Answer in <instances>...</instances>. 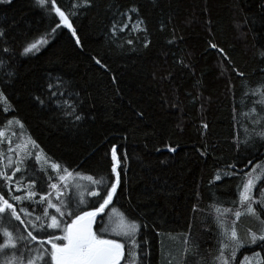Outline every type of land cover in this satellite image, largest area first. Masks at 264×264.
<instances>
[{
	"label": "trees",
	"instance_id": "obj_1",
	"mask_svg": "<svg viewBox=\"0 0 264 264\" xmlns=\"http://www.w3.org/2000/svg\"><path fill=\"white\" fill-rule=\"evenodd\" d=\"M56 3L76 36L63 25L53 33L59 17L35 0L0 4V91L7 100L0 104V129L11 132L10 146L22 161L12 181L0 178V194L26 222L34 220L46 203L33 201L51 191L50 183H62L64 168L73 172L69 184L77 172L114 180L109 152L115 144L127 156L126 167L118 169L117 195L94 231L104 228L115 208L140 226L137 247L125 242V264H219L225 230L220 221L235 227L241 239L264 227V210L253 205L259 219L243 214L238 192L244 173L264 167V141L255 135L262 126L253 123L264 109L257 104V113H250L260 99L251 90L264 85V0H90V6L75 8L80 0ZM124 24L128 27L121 32ZM40 37L48 43L23 55V48ZM4 47L11 51L4 53ZM56 77L67 93L59 99L74 102L81 120L47 100V85ZM11 158L4 171L9 175L16 160ZM52 163L60 169L53 170ZM33 182L38 195L32 201L11 199L20 194L17 185ZM261 187L264 178L253 191L257 200ZM63 190L66 199L69 189ZM96 199L85 193V210L96 206ZM20 208L33 215L26 217ZM236 210L242 211L239 218ZM11 225L24 228L14 220ZM257 252L264 260L262 242L245 244L231 264H243Z\"/></svg>",
	"mask_w": 264,
	"mask_h": 264
},
{
	"label": "snow or ice",
	"instance_id": "obj_2",
	"mask_svg": "<svg viewBox=\"0 0 264 264\" xmlns=\"http://www.w3.org/2000/svg\"><path fill=\"white\" fill-rule=\"evenodd\" d=\"M12 0H0V4H10ZM35 4L49 13H54L56 17H59V23L52 29L54 33L57 28L63 25L65 28L72 30V35L76 36L75 31L72 29L69 17L57 6L56 0H35ZM90 6V0H80L79 4H74L73 7H87ZM130 12L136 13L138 9L131 8ZM75 15V13H73ZM131 20V17H128ZM139 23H143L140 21ZM116 25H113L115 29ZM128 24H124L120 27V31L123 32ZM139 29V24L136 25L134 30ZM4 36L3 31H0V38ZM48 41L45 37H40L34 42L28 44L23 48V55L33 54L39 51V47L47 44ZM77 45L80 44L79 39L76 40ZM128 43H132L131 40ZM147 47V44H145ZM212 47H216L212 45ZM4 53H9L11 50L7 47L2 49ZM95 62L104 67L99 59ZM0 65H3V61H0ZM9 75H12L9 73ZM242 75V73L240 74ZM264 85L252 89V95H259L260 99L253 102V107L250 109V113H257L256 105H260L261 109H264ZM48 97L47 100L56 104L57 108L64 111L66 116H74V119L79 121L82 116L76 114L77 105L69 99H59L66 96V86L63 81L56 77L54 81H51L47 85ZM78 95V94H74ZM37 101L44 105L45 99L39 97ZM0 104H7L4 93L0 91ZM5 111L8 108L4 109ZM246 113L245 115H249ZM9 123H12L11 121ZM19 124V121H15ZM254 124L261 125V130L256 131L255 135L264 141V114L257 113L256 118L253 120ZM21 127H23L21 125ZM203 127L207 128V125ZM255 131V130H254ZM4 133L0 132V136ZM33 147L38 148L35 141H29ZM247 144V140L243 141ZM27 146L18 145L17 148ZM174 147L168 148V151L175 152ZM9 151H13L10 147ZM29 153L26 152V155ZM203 155V153H201ZM110 156V173L114 177V180L106 181L103 177L94 179L93 176H81L80 173H75V177L72 185L68 184V179L73 177V172L64 168L62 171L64 175L59 176L58 183H50L49 188L55 192V201L53 202V191L46 194L39 195L38 201H33L38 205L46 206L42 207V214L36 215L35 219H29L27 222L18 213L17 208L9 202V199L5 198L4 194H0V257H3V264H121L122 259L125 257V242L130 243V249L137 247L136 234L139 230V225L135 221L125 222V217L122 213L117 212L115 208H112V213L119 217V223L116 227L109 231V228L105 226L99 231H94L93 225L96 222L98 216L104 213L105 209L113 202V197L117 195L118 186L121 184V171L126 167L127 156L121 155L118 148L113 144L109 152ZM36 160H40V154L35 153ZM249 164L252 161H248ZM13 161L11 157H8V166H12ZM230 168H235V165H230ZM53 170H59L60 166L56 163L51 164ZM260 168L259 174L254 175L256 169ZM20 168L15 167L11 175L4 171H0V178L5 182L12 181L16 172H19ZM225 175H235L234 172H226ZM246 179L243 181L242 190H239V203L243 208V214L256 215L259 219L257 210L253 207L254 204H258L262 210H264V187L259 190V200L253 197V189L256 187L257 181H261L264 178V167L256 165L251 172L244 173ZM216 180H220L221 176L218 174L215 177ZM79 181H87V184H81ZM19 184V181H16ZM29 185V188L34 186ZM72 187L78 195L64 198L63 189ZM17 192L21 191L18 186ZM85 193L89 197L97 198L95 205L91 210H85L83 205L87 204L85 200ZM38 193L36 191H27L24 196L13 195L11 199L18 204L25 199L32 201ZM49 209H54V213H50ZM35 211V210H33ZM219 212L220 210L217 209ZM229 212L230 210H224ZM20 212H23L26 217H31L32 212L27 211L25 208H20ZM234 215L239 218L242 215L241 210H236ZM18 221L19 225H23L21 230L19 226H12V221ZM264 225V220L260 221ZM219 226L225 229L222 232L224 239L219 241V254L216 257V261L219 264H231V260L235 257L236 251L245 246V244L255 245L258 242H262V250H264V227L259 232H249L248 235L241 239L238 236V232L235 227L225 228L223 221L219 222ZM29 227L31 230H29ZM34 232L36 234H34ZM122 237L124 242L120 240L108 238V235ZM50 245V247H48ZM226 250L228 254H226ZM129 256H132L131 250ZM260 253H254V257L257 258V264H264V260H259ZM243 264H250L248 257L244 258Z\"/></svg>",
	"mask_w": 264,
	"mask_h": 264
},
{
	"label": "rangeland",
	"instance_id": "obj_3",
	"mask_svg": "<svg viewBox=\"0 0 264 264\" xmlns=\"http://www.w3.org/2000/svg\"><path fill=\"white\" fill-rule=\"evenodd\" d=\"M136 25L137 24H135L134 28L136 27ZM0 132L4 133L3 136H0V171L1 170L6 171L5 167L6 166L8 167V157H12V156L15 157V159H16L15 160V167L20 168L22 161L18 158V156L16 154V153H18V150L14 149L12 146H10L11 145L10 144L11 132L7 129H0ZM10 147L13 149V151H11V152L9 151ZM7 155H8V157H7ZM5 157H7V158H5ZM6 159H7V164L5 162ZM15 167L11 170V172L14 171ZM81 183L84 184L85 182H81ZM68 184H69V182H68ZM69 185H72V184H69ZM18 186L21 188V191L19 194L21 196H24L27 191L31 190V188H29L28 184L17 185L15 187V190ZM68 189H69V196L67 198H69L70 196L78 195L72 187H69ZM51 191H53V190H51ZM253 191H254V189H253ZM252 194H253V192H252ZM53 199L55 201V192L54 191H53ZM25 200H27V199H25ZM14 202L17 203L16 201H14ZM86 205H83L82 207L87 208V207H85ZM125 222H129V221L125 220ZM118 223H119V217L116 216L115 214H113L112 209H111V211L109 212V214L107 216L105 226H107L109 228V231H111V229L116 227ZM111 236L113 239H117V240H120L121 242H124L122 237L113 236V235H111ZM126 243H129V242H126ZM48 246L50 247V245H48ZM248 259H249L250 264H257V258H255L254 255H253V257H248ZM251 259H252V261H251ZM259 260H260V258H259ZM121 264H125V257H124V259H122Z\"/></svg>",
	"mask_w": 264,
	"mask_h": 264
},
{
	"label": "flooded vegetation",
	"instance_id": "obj_4",
	"mask_svg": "<svg viewBox=\"0 0 264 264\" xmlns=\"http://www.w3.org/2000/svg\"><path fill=\"white\" fill-rule=\"evenodd\" d=\"M99 217H101V216H98V217H97L96 222H97V220H98ZM96 222H95V224H96ZM95 224L93 225V229H94V227H95Z\"/></svg>",
	"mask_w": 264,
	"mask_h": 264
},
{
	"label": "water",
	"instance_id": "obj_5",
	"mask_svg": "<svg viewBox=\"0 0 264 264\" xmlns=\"http://www.w3.org/2000/svg\"><path fill=\"white\" fill-rule=\"evenodd\" d=\"M69 30V29H68Z\"/></svg>",
	"mask_w": 264,
	"mask_h": 264
}]
</instances>
